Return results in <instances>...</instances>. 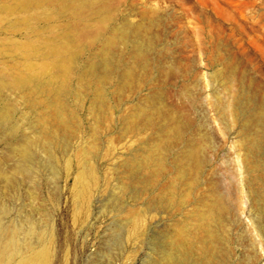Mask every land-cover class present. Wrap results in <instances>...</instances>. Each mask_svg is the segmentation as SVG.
<instances>
[{"label": "rangeland", "instance_id": "obj_1", "mask_svg": "<svg viewBox=\"0 0 264 264\" xmlns=\"http://www.w3.org/2000/svg\"><path fill=\"white\" fill-rule=\"evenodd\" d=\"M24 1L27 0H0V77L7 80L11 72L9 66L14 64L9 57L21 54L25 46L21 37L11 39L1 29L12 22L19 23L24 13L13 11V8ZM30 1L36 3L38 0ZM39 1L44 9L31 11L29 16L39 13L48 19L53 25L51 33L54 36L71 28L75 37L72 48L79 55L97 43L101 45L102 42L96 43L99 38H117V31L122 27L134 31L130 32L128 40H116L110 46L115 59L121 56L123 64L133 70L131 76L122 81L123 87L116 86L118 76H112L106 85L111 97L101 117L90 111L87 94L80 96V100L69 96L71 107L77 108L76 119L81 129L64 150L55 151V174L43 163L47 154L34 146L42 163L34 166V174L14 175L15 159L7 150L6 135L1 129L0 165L17 180L14 187L7 188L0 179L2 222L9 226L17 223L14 228L19 231V239L24 245L29 241L33 243L35 250L42 247L35 242V237H42L46 232L50 244L48 264H161L160 248L170 246L172 232L183 224L190 228L189 232L194 231L193 235L189 233V240L193 239V246L196 245L192 256L198 264L205 255L201 253L204 244L198 238L202 231L198 230L195 212L207 208L206 204L202 208V203L207 202L204 199H209L203 196L207 185L195 189L196 196L204 197L200 205L195 202L200 208L195 203L194 206L185 204L184 209L179 207L178 210L169 206L161 208V190L140 192V186L131 185L122 167L132 153H140L141 150H137L140 142L152 134L143 124L137 132L128 128L127 120L134 117L138 107L147 105L149 95L156 94L158 101L161 100L157 104L164 112L195 131L192 136L198 138L199 144H196L202 147L201 155L209 162L204 168L206 175L215 180L217 177L220 186H226L220 187V192L225 193L223 201L229 204L230 210L223 213L225 218L218 230L223 245L220 243L217 247L222 250L216 252L211 264L218 261L264 264V215L259 216L256 211L264 207V200H261L264 199V150L260 157L258 155L261 161L248 157L237 133L241 121L232 110L239 93L249 97L247 107L258 103L264 107V0ZM63 6L67 7V17L53 12ZM75 6L84 8V18L72 15ZM136 40L149 45L140 56L131 49ZM4 95L7 101L15 104L22 131L36 138L38 132L34 133L27 124L33 114L26 109L20 94L6 90ZM90 127L98 128L97 137L89 134ZM84 155L87 157L85 164ZM245 156L248 159H244ZM253 161L256 165L253 169L257 171L250 172L246 167L249 163L254 166ZM82 164L92 171L94 178L87 177L85 188L79 189L78 172ZM158 179L156 184L161 182L160 177ZM166 180L170 183L176 179L172 176ZM28 220L33 224L35 220L34 228H37L35 236L27 239Z\"/></svg>", "mask_w": 264, "mask_h": 264}, {"label": "bare ground", "instance_id": "obj_2", "mask_svg": "<svg viewBox=\"0 0 264 264\" xmlns=\"http://www.w3.org/2000/svg\"><path fill=\"white\" fill-rule=\"evenodd\" d=\"M14 9L19 13H24V15L19 19V23L12 22L8 26L2 27L1 30L9 34L11 39L16 36L21 37L25 47L21 54H15L9 57V61H14V64L9 66L11 71L9 73L10 79L7 80L3 76L0 77V134H2L1 129L4 130L5 133L3 132V134L6 135L4 142L8 147L7 150H9L8 152L11 154L9 155L13 156L12 158L15 159H12L14 164L11 163L13 166L15 165L14 169L12 168L14 170L13 173L15 172L14 175H16V173L25 174L26 176L32 173L34 174V166L42 163V160L34 150V146H38L47 154V159L45 158L46 160L43 163L47 166V169L51 170H49L51 173L55 174L53 170L55 151L59 149L64 150L65 147L68 146L69 140L81 129V124H79L76 119L78 117L77 108L76 106L73 107L74 109L71 107L69 96H73V99L76 98L80 100V96L87 94L91 106L90 111L95 113L96 116L101 117L107 104V99L111 97V92L108 91V86L106 87V85L109 83L112 76H118L119 82L115 84L118 87H123L125 84L122 81H126L131 76L133 70L129 65L123 64L124 58L122 59L121 56H119V58L116 56L118 59H115L110 50V46L113 44V41L120 39L125 41L128 40L131 31L127 27H122L117 31V38H99L96 43L102 42L101 45L97 43V45L95 44L94 47L92 46L86 49L85 53L79 55L78 52L72 48L75 43V37L71 28L63 29L59 32V35L54 36L53 33H51L53 25L50 24L48 19L40 16L39 13L34 16H29L31 11L38 12V10L44 9L39 0L36 3L30 0L24 1L16 8H13V11ZM65 9H67V7H57L53 9V12L59 15V17H67L69 15L65 13ZM83 9V7L75 6L72 7L71 13L76 18H84ZM96 14L98 13L96 12ZM133 33L134 31L131 32V34ZM131 45L132 52L135 50L138 56L149 48L148 44L137 40ZM122 66L125 68L121 69ZM6 90L19 93L25 103L26 109L30 113L32 112L33 116L28 118L27 124L28 127L35 130L34 133L38 132V134L36 133L38 136L36 134V136L34 135L36 138L33 139L22 131L17 121L18 112L16 106H14L15 104L5 99L4 94ZM154 93L157 92L155 91ZM248 98H245L243 94L240 95L239 93L238 96H235L232 106L233 109H231L236 114L239 122L241 121L237 133L242 138L244 146L247 149L246 151H248V157L250 159L253 158L252 160L255 158L262 160V158L259 157L261 150H264V107L262 103L255 104L253 107H247V103L249 102ZM146 101V106L138 107L137 111L134 112V117L132 116L134 119L131 117V120H127L129 121L127 127L137 132L139 126L143 124V127L148 126L152 130V134L148 138L146 137L147 139L145 138V140L140 142L137 149L141 150L140 153H132L128 159H125L126 161H123L124 163L122 162V167L127 174L125 176H128L132 186L137 184L140 186V192H142V190L156 192L157 188L160 189L161 194L163 193L161 195L162 197H160V199L162 198L161 203L159 199V203L162 205L161 208L169 206L170 208L175 207L174 209L177 210L179 207L182 208L185 204L189 203L193 205L195 202H198L200 205L204 197L200 198L198 197L199 195L196 196L194 194L196 193L195 189L207 185V192L205 191L203 196L209 197V199H204L207 200V202L205 201V203H202V208L205 206L204 204L207 205L205 206L207 208L205 210L199 209L200 211L196 210L195 215L199 222L198 230L200 232L202 231L201 236L198 234V236H200L198 237L199 241L204 244L203 247L201 246L202 248L200 247L204 250L201 253L205 255V257L202 256L205 259L202 258L198 264H209V262L211 264L216 252L222 250V248L218 250L220 243L223 241L222 236L219 234L220 231L218 232V230L225 218H223V216H225L223 213H227L230 207H228L229 204L227 205L226 202L224 203L223 200L225 197L223 194L225 193H221L222 191L220 192L222 189H220V187L226 186H220L217 177L216 180L212 179V177H208L204 172V168L209 162L204 160L205 158L203 159L201 155V151L203 150H201L202 147H199L200 145H197L199 144V142H196L198 138L194 139V134L192 136V133L195 131L192 132L190 126L179 124L177 119H174L170 114L164 112L159 107L160 104H157L159 101L161 102V100L158 101L156 94L149 95ZM225 106L226 105L222 108L224 115L227 110ZM22 117L20 118L21 123L23 121ZM197 126L199 127V125ZM97 129L98 128L92 129L89 134L97 137ZM3 134L0 135L2 136L1 139H3ZM202 138L204 139L203 136ZM92 146L95 148L98 147L96 144H92ZM86 158L87 157L84 155V164L87 162ZM246 158L247 156H245L244 159ZM252 160H250L251 163ZM251 163H249L250 165L247 164L249 166L246 168L250 169V172L257 171L253 169L256 166L255 162L253 163L254 166H252ZM84 164H82L78 172L80 178L78 183L79 189L85 188L87 177L90 176V178H94L92 171ZM256 164H258V162H256ZM1 166L2 165H0V179L1 181L3 180V185L7 188L14 187L17 182L16 177L12 175V172L11 174L7 171L11 175L7 173L6 170L3 169L4 166L3 168ZM172 176H174L176 180L167 183L166 179ZM158 177H160L161 182L156 184V181H159ZM224 181L226 182V180ZM230 181L231 180H229V182ZM226 183L224 184H229ZM230 184L232 185L233 183ZM123 186L125 187V185ZM168 187L171 189L170 191ZM127 188L125 189L127 190ZM121 190L123 191L124 189ZM132 190H134V188L131 189L133 193L134 191ZM235 195L238 197L236 198L239 199L238 194ZM153 199L155 203V198L153 197ZM117 200L119 201V199ZM114 203L118 204L117 202ZM195 204L198 206L197 203ZM193 209L192 211H194ZM3 210L1 206L0 264H48L50 244H48L46 232L44 233L45 230L43 231L44 235L42 237H35V242L40 243L42 246L40 250H35L33 243H30V241L27 245H24L23 241L18 237L19 231L17 228H14L17 223L15 226H9V224L6 225L2 222L1 217H3ZM256 211H258L259 216L264 215V207ZM34 224L33 221H29V226H26L27 239L35 236V228L37 227L35 226L34 228ZM182 225L175 230L173 229L174 232L171 234V242H169L170 246L162 245L160 248L158 254H161V264L196 263L192 256L196 245L193 246V239L189 240V235L192 234L193 230L189 232L187 229L190 228ZM194 225L193 227L196 228ZM195 237L196 236H193V238ZM221 244L223 245V243ZM28 252L30 253L29 256H27ZM217 264L224 263L218 261Z\"/></svg>", "mask_w": 264, "mask_h": 264}]
</instances>
